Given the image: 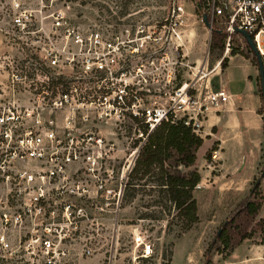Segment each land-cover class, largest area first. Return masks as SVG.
<instances>
[{"label": "built area", "instance_id": "built-area-1", "mask_svg": "<svg viewBox=\"0 0 264 264\" xmlns=\"http://www.w3.org/2000/svg\"><path fill=\"white\" fill-rule=\"evenodd\" d=\"M73 1L3 4L0 264L26 252L36 264L65 261L72 226L107 223L89 209L111 210L118 221L122 183L162 120L183 118L203 134L208 111L231 96L214 88L207 60L179 78L188 63L183 1L147 24L138 22L134 0H98L80 15ZM200 7L203 20L209 12L227 31L216 64L240 29L252 35L264 63V0H203ZM128 125L137 139L122 168L120 132ZM132 240L142 255L153 253L143 231Z\"/></svg>", "mask_w": 264, "mask_h": 264}, {"label": "rangeland", "instance_id": "rangeland-1", "mask_svg": "<svg viewBox=\"0 0 264 264\" xmlns=\"http://www.w3.org/2000/svg\"><path fill=\"white\" fill-rule=\"evenodd\" d=\"M6 1L0 0V51L6 47L2 33L8 27V16L3 13ZM175 1L178 0H134L138 22L147 24L148 21H154L171 11ZM181 1L188 11L183 28L188 33L187 38L190 37L184 40L182 51L186 53L185 61L192 66L182 64L179 78L183 76L182 73L187 76L195 63L203 60L208 61L213 77L217 59L222 55L219 56V49H210L212 30L207 21L201 18L203 8H199V0ZM98 3V0H74L72 9L80 15L85 10L95 9ZM125 7H128V2ZM208 20L213 23L216 19L209 15ZM242 57L239 53L233 55L231 76H239L246 68L244 63H238ZM248 58L251 60L249 69L253 73L251 76L255 87L252 97L256 99L258 109L262 110L257 113L260 124L254 128L248 121L229 118L227 113H221L219 120L214 116L208 121L215 120L213 124L204 122V142L196 160L202 178L194 190L199 219L189 228L182 226L178 209L161 183L157 169L146 174L135 173L122 183L118 221H112L116 213L111 210L100 212L89 209V212L107 217V223L72 226L67 242L70 255L58 264H162L168 259L171 264H205V250L218 228L234 208L242 205L247 196L253 195L250 194L251 188L259 176L260 186L253 196L261 201V205L258 213L250 217L248 229L253 231L252 236L246 237L227 256L213 247L210 264H264V243L261 242L264 238V99L259 65ZM214 81L219 83L218 75ZM235 82L237 85L240 83ZM136 139L134 128L129 125L122 127V168L131 156ZM137 231H143L154 242V251L149 256L142 255L141 246L132 240ZM28 254L26 252L24 255ZM25 256L7 264H36Z\"/></svg>", "mask_w": 264, "mask_h": 264}, {"label": "trees", "instance_id": "trees-1", "mask_svg": "<svg viewBox=\"0 0 264 264\" xmlns=\"http://www.w3.org/2000/svg\"><path fill=\"white\" fill-rule=\"evenodd\" d=\"M203 0H199L202 4ZM208 12V17H209ZM227 31L222 23L216 19L212 23V35L210 49H219V56L224 52ZM235 43L230 54L242 53L259 64L257 52L252 48L247 36L239 30L233 34ZM253 52V54H251ZM229 61V56L222 58L224 68ZM259 78L261 79L260 73ZM261 93L263 95L262 84ZM264 99V95H263ZM260 112L262 110L258 109ZM204 142V136L197 132L193 126L186 123L183 118L164 119L150 133L146 141L141 145L135 164L129 174L149 173L156 170L168 191L169 198L178 209V215L182 219L184 228L191 227L199 219L198 201L195 196V187L202 178V173L196 164L198 149ZM261 177L259 176L250 194H255L259 189ZM253 195L247 196L242 205L237 206L231 214L225 218L218 228L210 245L205 250V264L212 260L211 249L223 252L226 256L246 237L252 236V230L248 229L250 217L259 211L261 201ZM264 243V238L262 241ZM162 264H171L168 259Z\"/></svg>", "mask_w": 264, "mask_h": 264}, {"label": "crops", "instance_id": "crops-1", "mask_svg": "<svg viewBox=\"0 0 264 264\" xmlns=\"http://www.w3.org/2000/svg\"><path fill=\"white\" fill-rule=\"evenodd\" d=\"M239 54L243 57L238 63H244L246 68L243 69L237 77L231 76V72L233 70L232 66L234 64L233 55L235 54H229L228 64L224 68H221L222 63L216 64V68L213 73L214 75L212 77V81L214 83L213 86L214 88H225L229 91L231 96L228 100L222 102L216 107H212L208 111V116L204 120L206 123H209L208 121L214 118V116H216V120H219L222 117L221 113H227L229 118L234 120L237 117V120L248 121L247 123L254 128L260 124V118L257 115V113H259L258 104L256 99L252 97L255 95V87L254 80L251 76L253 73L249 69V63L251 60L244 54ZM217 75L219 76V83L214 81V78ZM235 80L240 83L237 85ZM218 110H222V112L219 113ZM212 122H215V120L210 121L209 124H213Z\"/></svg>", "mask_w": 264, "mask_h": 264}, {"label": "water", "instance_id": "water-1", "mask_svg": "<svg viewBox=\"0 0 264 264\" xmlns=\"http://www.w3.org/2000/svg\"><path fill=\"white\" fill-rule=\"evenodd\" d=\"M204 18L207 20V22L209 23V25L212 28V25H211L210 21L208 20V15L206 13L204 14ZM240 30L247 36V39L250 42L252 48L258 54V57H259V64L258 65H259V69H260L259 73H260V76H261V84H262L263 95H264V63H263V59H262L261 55L259 54V52L256 49V45H255V42H254V39H253L252 35L246 29H240Z\"/></svg>", "mask_w": 264, "mask_h": 264}, {"label": "bare ground", "instance_id": "bare-ground-1", "mask_svg": "<svg viewBox=\"0 0 264 264\" xmlns=\"http://www.w3.org/2000/svg\"><path fill=\"white\" fill-rule=\"evenodd\" d=\"M205 60L202 61V63L204 62Z\"/></svg>", "mask_w": 264, "mask_h": 264}]
</instances>
